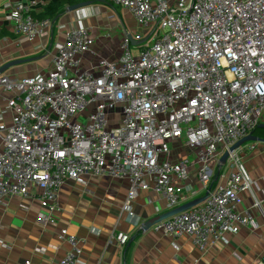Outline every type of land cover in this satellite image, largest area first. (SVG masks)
Listing matches in <instances>:
<instances>
[{
  "label": "built area",
  "instance_id": "built-area-1",
  "mask_svg": "<svg viewBox=\"0 0 264 264\" xmlns=\"http://www.w3.org/2000/svg\"><path fill=\"white\" fill-rule=\"evenodd\" d=\"M106 1L136 24L135 33L122 31L115 57L100 52L84 23L96 6L58 23L32 15L37 0L10 10L16 35L39 39L40 48L54 44L46 69L0 74V207L12 196L35 198L47 224L64 182L87 176L127 179L121 210L129 217L140 190L169 210L206 194L150 227L170 236L175 250L185 236L203 254L253 224L250 211L237 208L242 193L264 215L244 165L247 149L229 150L264 119V0ZM192 173L197 187L186 185ZM58 237L68 244L58 264H77L78 237L67 228ZM111 239L123 246L129 236Z\"/></svg>",
  "mask_w": 264,
  "mask_h": 264
},
{
  "label": "crops",
  "instance_id": "crops-1",
  "mask_svg": "<svg viewBox=\"0 0 264 264\" xmlns=\"http://www.w3.org/2000/svg\"><path fill=\"white\" fill-rule=\"evenodd\" d=\"M26 1L0 2V66L11 60H29L3 73L17 78L46 69L53 53L54 38L45 40V47L40 48L39 39L27 41L12 31L7 16L13 7ZM50 1L54 0H37L32 15L40 12L42 6ZM83 2L88 4L82 7L92 5L99 9L96 15L85 18L84 23L97 37L100 52L110 57L117 56L122 31H130L124 21L136 29L134 19L124 9L112 6L106 0ZM6 3L10 7H5ZM68 7L61 9L52 20L56 23L72 22L74 10L70 11ZM111 15L113 17L108 18V23L112 30L107 31L103 24ZM10 96L7 92L2 94V98ZM4 104L0 99V108ZM6 120H9L8 116ZM261 124L264 127V119ZM247 142L241 145L247 149L244 165L254 181L252 191L261 201L264 213V146L261 140ZM251 145L254 147L250 148ZM185 155L183 151L179 154ZM128 185L127 179L107 176L67 180L59 190V209L47 224L39 219L44 210L35 198L10 197L6 207H0V264H58L68 249V244L58 237L61 228H67L80 241L82 252L77 264H258L263 259L264 215L253 207L254 200L249 191L241 194L237 208L239 211L248 209L253 224L241 227L236 234L226 235L225 240L215 242L202 254L185 236L177 238L179 250H175L170 236L153 232L150 228L143 231L141 226L146 220L169 209L164 199H155L150 193L140 190L133 201L135 215L129 217L121 210ZM186 185L197 187L194 173ZM119 231L129 236L123 246L111 239V234Z\"/></svg>",
  "mask_w": 264,
  "mask_h": 264
},
{
  "label": "water",
  "instance_id": "water-1",
  "mask_svg": "<svg viewBox=\"0 0 264 264\" xmlns=\"http://www.w3.org/2000/svg\"><path fill=\"white\" fill-rule=\"evenodd\" d=\"M88 4V2H81V3H78V4H75V5H71L68 7V10L70 11H73L77 8H80L84 5ZM132 43H135L134 41H132ZM29 61L28 59H17V60H11L5 64H3L2 66H0V74L4 73L8 68L14 66V65H17V64H20V63H24V62H27ZM263 126L262 124H259V127ZM264 141V139H260V138H257L256 136H253L252 134H249L243 138H241L240 140H238L236 143H234L230 148L229 150H232V149H235L237 147H239L240 145H242L244 142H247V141ZM227 155H228V152H224V154L221 156L220 160L222 162H225L226 161V158H227ZM206 198V194L204 196H201V197H198V198H195L185 204H182L176 208H173V209H170L162 214H159V215H156V216H153L151 218H149L148 220H146L142 226H141V229L143 231L145 230H148L153 224L165 219V218H168L172 215H174L175 213H178L180 211H183V210H186L198 203H200L201 201H203L204 199Z\"/></svg>",
  "mask_w": 264,
  "mask_h": 264
},
{
  "label": "trees",
  "instance_id": "trees-1",
  "mask_svg": "<svg viewBox=\"0 0 264 264\" xmlns=\"http://www.w3.org/2000/svg\"><path fill=\"white\" fill-rule=\"evenodd\" d=\"M83 1H92V0H54L50 1L47 4L42 6V10L38 13H33L34 17L39 19L44 18H55L58 16L59 11L67 6L75 5ZM253 134L264 138V127H256L253 130Z\"/></svg>",
  "mask_w": 264,
  "mask_h": 264
},
{
  "label": "rangeland",
  "instance_id": "rangeland-1",
  "mask_svg": "<svg viewBox=\"0 0 264 264\" xmlns=\"http://www.w3.org/2000/svg\"><path fill=\"white\" fill-rule=\"evenodd\" d=\"M124 23H125V25H126V27L127 28H129L130 29V31L132 32V33H135V29H134V27H131L130 26V24L125 20L124 21ZM131 48H133V46H131ZM246 143H249V142H245V143H243V145H246ZM245 147V146H244ZM225 168V166H223V169ZM201 196V195H200Z\"/></svg>",
  "mask_w": 264,
  "mask_h": 264
}]
</instances>
